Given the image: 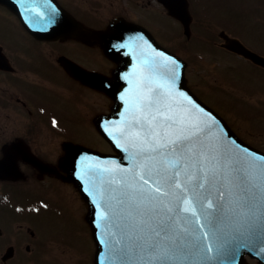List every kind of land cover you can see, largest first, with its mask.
<instances>
[{"label": "snow or ice", "instance_id": "6c2138e0", "mask_svg": "<svg viewBox=\"0 0 264 264\" xmlns=\"http://www.w3.org/2000/svg\"><path fill=\"white\" fill-rule=\"evenodd\" d=\"M157 55L166 64H177ZM176 79L175 70L170 84L145 70L125 99L128 116L120 134L124 150L133 149L130 156L135 162L127 175L113 176L104 189L111 224L118 232L128 229L137 234L135 244L147 264L176 249H195L208 259H213L208 256L212 252L221 256L226 245L245 235L252 221V202L264 190V163L257 162L264 157L247 149L240 156L209 141L208 130L216 121L183 92L178 95L191 108L175 102ZM192 109L212 123L193 117ZM226 205L248 209L239 213L240 227L231 236L221 228Z\"/></svg>", "mask_w": 264, "mask_h": 264}, {"label": "water", "instance_id": "95a60500", "mask_svg": "<svg viewBox=\"0 0 264 264\" xmlns=\"http://www.w3.org/2000/svg\"><path fill=\"white\" fill-rule=\"evenodd\" d=\"M15 1L0 0L19 16L23 25L36 38L55 39L73 34L78 38L86 39L83 36L84 33H88L90 37L101 42L105 54L117 63V67L113 71V78L108 79L98 73L90 74L65 58L61 60L71 74L86 83L99 86L114 99L111 114L98 118L96 126L107 141L111 143L118 155H103L80 145L66 143V153L62 161L64 170L67 173V180L74 183L88 203L87 221L93 228L98 250L108 252V258L106 257L105 260H108L109 264H132L128 259H125L129 253H135V256L138 257H142L141 254H143L136 247V233H130L128 229H122L118 232L111 224L107 208L108 200L104 189L113 176L127 175L135 162L130 156L133 149L129 147L127 151L124 150L126 143L120 134V129L124 126L128 116V105H126L125 99L130 97L137 81L145 73V70H150L155 79L165 84L171 83L172 72L175 70L177 76L173 87L175 102L191 108L187 101L178 95V93L183 92L216 121L208 130L209 141L217 143L240 156H245L246 153L243 150L247 149L249 153L255 154L257 158L264 157V154L240 142L238 143V138L229 130L227 125L199 103L185 86L184 65L178 66L176 64L175 68H172L171 64H166L157 53H162L166 57H169L168 54L155 45L150 35V37L147 34L145 35L134 25L131 26L132 24L126 23L122 19L113 20L105 30L99 33L92 32L80 26L77 27L73 17L61 8L56 0H42V7L37 6L28 9L19 6L17 3L15 4ZM159 1L167 9L169 15L181 21L184 32L189 36L192 17L188 10V1ZM76 28L79 30L77 33L74 32ZM219 36L224 40L223 47L264 65V58L247 49L236 38L228 36L223 31L220 32ZM121 44H124L125 47H119ZM0 55H2L1 50ZM191 115L206 123H212L203 112L192 109ZM233 140L236 143H232ZM12 146H18V143H13ZM27 160L38 167L42 166L41 162L35 160L32 156H29ZM257 162L264 163V161L259 160ZM1 165H3L2 161H0L2 172H9L7 169L10 168V163L6 169ZM106 169L113 171H106ZM121 169L124 171L121 172ZM246 211L248 209L235 205L225 206L221 228L227 236L233 235L236 229L240 227L238 223L241 220L239 213ZM250 211L252 221L251 225L247 227L245 235L231 246L226 245L227 250L221 256L217 257L215 252H212L208 256L213 257V259H208L195 249L188 251L176 249L161 254L160 261H153L152 264H237L236 260L241 261L244 253L264 261V190L257 193ZM101 215L105 218L101 219ZM116 240H120L121 243L116 244ZM205 243L209 242L205 241Z\"/></svg>", "mask_w": 264, "mask_h": 264}, {"label": "rangeland", "instance_id": "374dc122", "mask_svg": "<svg viewBox=\"0 0 264 264\" xmlns=\"http://www.w3.org/2000/svg\"><path fill=\"white\" fill-rule=\"evenodd\" d=\"M83 10L91 17L109 19L118 11L137 16L156 34L159 40L174 50L187 62L186 77L189 86L200 98L225 116L232 127L243 138L264 151V71H257L244 64L237 56H232L220 48L221 30L238 38L250 49L264 55V0H189L193 17L190 38L182 32V27L166 16L162 6L156 0H84ZM136 1L140 4H136ZM81 12V11H80ZM20 28L0 10V42L6 51L18 47L21 42ZM64 47L62 51L84 63L86 58L80 46ZM250 64V63H249ZM257 76V78H256ZM69 79L60 72L54 80V89L36 88L38 98L60 110L69 105L68 111L74 120L64 121L68 130L67 138L100 151L112 149L87 119L81 121L80 109L75 106L69 92L63 93L61 87ZM258 79V82H257ZM257 87V88H256ZM256 88V93L252 91ZM63 93L67 97L61 95ZM66 101V102H65ZM100 110L107 109L109 100L101 94ZM56 103V104H54ZM14 104L0 98V143L11 139L24 124L6 117V111L15 110ZM245 108V109H243ZM245 110V111H244ZM75 114L79 117L78 121ZM84 122V123H83ZM26 124V122H25ZM38 137H30L31 145L38 146L41 154L54 161L61 153L60 139L43 124L37 126ZM1 145V144H0ZM50 154V156H49ZM49 184V193L53 201V227H76L84 231L83 242H89V224L86 220L87 206L73 186L55 178L43 182ZM81 238V239H82Z\"/></svg>", "mask_w": 264, "mask_h": 264}, {"label": "flooded vegetation", "instance_id": "af4514ba", "mask_svg": "<svg viewBox=\"0 0 264 264\" xmlns=\"http://www.w3.org/2000/svg\"><path fill=\"white\" fill-rule=\"evenodd\" d=\"M57 1L72 12L79 24L92 30L104 29L117 16L145 26L137 16L129 15L127 12L123 14L118 11V14L101 22L83 10L86 3L84 0ZM136 4L140 3L136 1ZM0 10L8 19H13L21 30L19 31L21 42L18 47L6 51L5 45L0 42L8 67L9 64L11 67L6 68L5 64L0 62V98L12 102L15 107V110L6 111L5 116L17 121L18 126L24 124V128L19 130L20 133L11 137L23 138L30 152L48 164L44 170H40L17 155L15 160L24 176L18 179L0 178V264H96V243L91 232L88 234L89 242L86 244L82 238L85 232L79 228L51 225L53 201L48 195L49 184L43 182L53 177L63 179L62 166L59 163L61 154L56 155L54 161L51 160L41 154L40 147L31 145L30 137L39 136L37 128L39 124H43L44 127L48 124V129L57 137L63 135L68 137L64 121L74 120L68 113V111L72 113L69 105L66 104L68 111L64 107L58 110L54 105L42 102L36 93V88L54 89V80L60 72L69 79L64 81L62 92H69L66 94L73 97L75 106L80 109L81 121L87 119L91 122L96 115L110 110L112 102L107 109L100 110L101 90L86 85L70 75L60 64L58 60L60 55L69 57L89 70L99 71L108 76L111 75L115 63L104 56L99 41L84 42L75 38L56 41L36 40L7 7L0 4ZM73 44L82 46L76 50L84 53L86 58L84 63L61 50L63 46L73 49L75 48ZM244 61L251 63L248 59ZM254 66L264 71V68ZM75 117L80 121L76 114ZM7 141L0 143V158L3 156V148ZM64 141H60L61 152ZM242 264L261 263L255 258H246Z\"/></svg>", "mask_w": 264, "mask_h": 264}]
</instances>
